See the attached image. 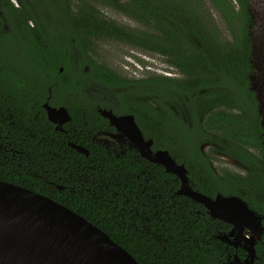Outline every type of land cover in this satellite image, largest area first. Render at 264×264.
Instances as JSON below:
<instances>
[{
    "label": "trees",
    "instance_id": "obj_1",
    "mask_svg": "<svg viewBox=\"0 0 264 264\" xmlns=\"http://www.w3.org/2000/svg\"><path fill=\"white\" fill-rule=\"evenodd\" d=\"M210 1L230 38L205 18L203 0H0V181L83 216L139 264H225L216 235L228 225L177 194V176L135 150L117 156L93 141L112 129L100 109L132 114L154 149L185 165L195 190L241 196L264 215V129L250 81L254 20L247 0H236L239 11L232 0ZM99 5L143 29L108 19ZM108 41L159 54L179 76L124 77L98 61ZM48 99L67 108V133L48 119ZM218 152L245 173L217 171ZM259 255L264 264V246Z\"/></svg>",
    "mask_w": 264,
    "mask_h": 264
},
{
    "label": "water",
    "instance_id": "obj_2",
    "mask_svg": "<svg viewBox=\"0 0 264 264\" xmlns=\"http://www.w3.org/2000/svg\"><path fill=\"white\" fill-rule=\"evenodd\" d=\"M252 63L254 65L253 58ZM250 81L259 101L258 111L261 115L260 94L253 87L252 77ZM44 107L49 120L56 124V130H62V125L71 120L64 106L53 107L47 102ZM100 113L139 149L143 158L164 166L167 172L180 179L179 195L202 204L213 219L231 224L234 229L230 235L236 231L240 234L247 227L250 236L241 237L240 240L246 241V250L251 261L254 260V246L264 231L259 213L252 210L241 196L218 194L212 198L195 190L184 164H178L167 150H152L153 139L145 140L134 115H116L107 109H100ZM262 126L264 129L263 120ZM70 146L79 153L89 155V150L81 145L70 143ZM0 264L139 263L107 233L83 216L45 195L0 181Z\"/></svg>",
    "mask_w": 264,
    "mask_h": 264
},
{
    "label": "rangeland",
    "instance_id": "obj_3",
    "mask_svg": "<svg viewBox=\"0 0 264 264\" xmlns=\"http://www.w3.org/2000/svg\"><path fill=\"white\" fill-rule=\"evenodd\" d=\"M15 6L17 0H10ZM233 6L239 11V5L236 0ZM249 7L254 15V26L250 30L254 47L253 62L255 72L252 74L253 87L260 94V106L262 120L264 121V0H248ZM205 6V18L211 19L221 31L223 38H230V28L220 15L218 9L210 0H203ZM102 13L118 24L143 29V26L128 16L114 10L111 7L100 6ZM31 25V24H30ZM32 26V25H31ZM98 61L104 63L122 76L128 78H142L153 74L165 76H179L177 71L166 61L165 57L132 47L119 41H108L101 43L98 47ZM98 140L106 147L112 146L117 152H120L124 141L116 135L99 134ZM210 145H204L202 150H207ZM219 162H214L213 166L219 171V167L227 168L238 173H245L246 167L233 158L218 152Z\"/></svg>",
    "mask_w": 264,
    "mask_h": 264
},
{
    "label": "flooded vegetation",
    "instance_id": "obj_4",
    "mask_svg": "<svg viewBox=\"0 0 264 264\" xmlns=\"http://www.w3.org/2000/svg\"><path fill=\"white\" fill-rule=\"evenodd\" d=\"M248 4H249V1L247 0ZM19 6V5H17ZM16 6V7H17ZM251 11V9H250ZM251 16L252 18L254 17L252 11H251ZM254 20V19H253ZM50 104L49 102V99L47 101ZM46 102V103H47ZM45 105V104H44ZM53 106V105H51ZM53 107H56V106H53ZM61 107V106H59ZM45 108V107H44ZM103 109V108H102ZM46 110V109H45ZM112 111V110H111ZM47 112V111H46ZM114 113V112H113ZM101 114V113H100ZM115 114V113H114ZM116 115H126V114H116ZM48 116V115H47ZM104 117V116H103ZM105 118V117H104ZM49 119V118H48ZM107 119V118H106ZM109 121V120H108ZM69 122V121H68ZM68 122H65L63 125H62V130H56V124H55V130L56 131H60V132H66L67 131L64 129V126L66 123ZM54 124V123H53ZM109 125L111 126V130H106V131H99L97 132L94 136H93V141L94 142H97L99 145L105 147L106 149L111 150L113 152H116L117 153V156H121V155H124L126 154V152L128 150H135L139 155H140V152L138 151L139 149L137 147H135L134 145L131 144V142L128 140V138L126 136H124L123 134H121L120 132H118L116 130V128L114 126H112L109 122ZM143 133V132H142ZM99 134H111V135H116V136H119L123 141H124V144H123V147L120 152H117L116 149L112 148V146H109V147H106L104 146L99 140H98V135ZM143 136L145 138V140H149L151 138H147L144 133H143ZM70 145V143H69ZM154 146V144H153ZM152 146V150L153 151H157V149H154ZM71 147V146H70ZM72 148V147H71ZM74 149V148H73ZM90 154V152H89ZM141 156V155H140ZM142 157V156H141ZM143 158V157H142ZM145 159V158H144ZM150 162V161H149ZM164 167V166H163ZM165 169V167H164ZM166 171V169H165ZM167 172V171H166ZM169 173V172H167ZM170 174V173H169ZM175 175V174H174ZM176 176V175H175ZM179 179V178H178ZM180 180V179H179ZM191 183V182H190ZM192 185V183H191ZM180 187H181V181H180ZM179 187V189H180ZM192 187L194 188V186L192 185ZM60 189V188H59ZM179 191V190H178ZM178 191H177V194H178ZM184 196V195H182ZM261 217H262V226L264 227V224H263V219H264V215H261L259 214ZM212 218V217H211ZM213 219V218H212ZM214 220H218V219H214ZM221 221V220H219ZM223 222V221H222ZM225 224H227L228 226L225 227V231L223 232H218V234L216 235V238L223 244H225V255H223L221 258H220V261L222 263H225V264H258L259 261L262 260V256L259 255V251L261 250V246H264V242H263V235H264V231H263V234L261 235V238L256 242L255 246H254V249H255V257H254V260L251 261L250 259V256H249V252L246 250V241L245 240H240L241 237L243 238H246L248 236H250V231L248 229H244L243 231L240 232L239 234V231H236L234 232L233 235H230V233L232 232V230L234 229L233 226L227 222H223ZM219 237H223V238H226L225 240H221L219 239ZM236 245H238L239 247H237Z\"/></svg>",
    "mask_w": 264,
    "mask_h": 264
},
{
    "label": "bare ground",
    "instance_id": "obj_5",
    "mask_svg": "<svg viewBox=\"0 0 264 264\" xmlns=\"http://www.w3.org/2000/svg\"><path fill=\"white\" fill-rule=\"evenodd\" d=\"M245 229H247V227H245ZM249 230V229H248Z\"/></svg>",
    "mask_w": 264,
    "mask_h": 264
}]
</instances>
